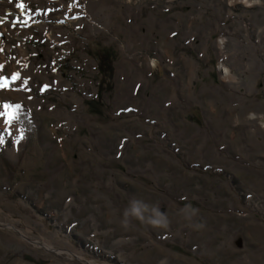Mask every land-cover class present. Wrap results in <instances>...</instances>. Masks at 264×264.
<instances>
[{"label": "rangeland", "instance_id": "374dc122", "mask_svg": "<svg viewBox=\"0 0 264 264\" xmlns=\"http://www.w3.org/2000/svg\"><path fill=\"white\" fill-rule=\"evenodd\" d=\"M0 77V264H264V0H0Z\"/></svg>", "mask_w": 264, "mask_h": 264}, {"label": "clouds", "instance_id": "9594fccd", "mask_svg": "<svg viewBox=\"0 0 264 264\" xmlns=\"http://www.w3.org/2000/svg\"><path fill=\"white\" fill-rule=\"evenodd\" d=\"M133 219L154 227L167 225L166 217L159 211L157 206L149 205L141 200L134 199L130 201L129 206L123 212L121 225L127 228Z\"/></svg>", "mask_w": 264, "mask_h": 264}, {"label": "snow or ice", "instance_id": "6c2138e0", "mask_svg": "<svg viewBox=\"0 0 264 264\" xmlns=\"http://www.w3.org/2000/svg\"><path fill=\"white\" fill-rule=\"evenodd\" d=\"M17 7H18V8H23L24 5H23L22 3H18V4H17ZM18 75H19L18 73H17V74H14V75H13V79L18 78ZM4 79H5V78L0 77V88H3V87L5 86V85H4ZM3 107H4L5 109H7V108H9L10 106H9V105H4ZM15 107H16V109H19L20 106H19V105H16ZM3 114H4V113H0V115H3ZM13 118H14V116H10L9 119L5 121V123L10 124ZM20 138H22V136H21ZM0 143H3V137H2V136H0Z\"/></svg>", "mask_w": 264, "mask_h": 264}, {"label": "bare ground", "instance_id": "6f19581e", "mask_svg": "<svg viewBox=\"0 0 264 264\" xmlns=\"http://www.w3.org/2000/svg\"><path fill=\"white\" fill-rule=\"evenodd\" d=\"M220 68L222 69L224 76L226 75L228 76L230 74V69L226 67L224 64H221Z\"/></svg>", "mask_w": 264, "mask_h": 264}, {"label": "water", "instance_id": "95a60500", "mask_svg": "<svg viewBox=\"0 0 264 264\" xmlns=\"http://www.w3.org/2000/svg\"><path fill=\"white\" fill-rule=\"evenodd\" d=\"M84 260H85V262H87V263H96V262H92V261H88V260H86L85 258H84Z\"/></svg>", "mask_w": 264, "mask_h": 264}]
</instances>
